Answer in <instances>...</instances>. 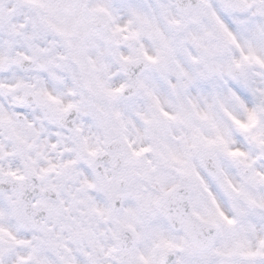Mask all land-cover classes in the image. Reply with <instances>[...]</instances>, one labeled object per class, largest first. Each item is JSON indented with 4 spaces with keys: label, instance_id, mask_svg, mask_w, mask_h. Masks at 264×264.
Returning a JSON list of instances; mask_svg holds the SVG:
<instances>
[{
    "label": "snow or ice",
    "instance_id": "obj_1",
    "mask_svg": "<svg viewBox=\"0 0 264 264\" xmlns=\"http://www.w3.org/2000/svg\"><path fill=\"white\" fill-rule=\"evenodd\" d=\"M0 264H264V0H0Z\"/></svg>",
    "mask_w": 264,
    "mask_h": 264
}]
</instances>
